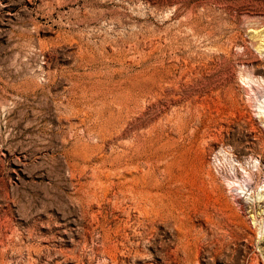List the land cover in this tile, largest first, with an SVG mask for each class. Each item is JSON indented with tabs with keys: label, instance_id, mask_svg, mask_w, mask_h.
<instances>
[{
	"label": "rangeland",
	"instance_id": "374dc122",
	"mask_svg": "<svg viewBox=\"0 0 264 264\" xmlns=\"http://www.w3.org/2000/svg\"><path fill=\"white\" fill-rule=\"evenodd\" d=\"M264 0H0V264H264Z\"/></svg>",
	"mask_w": 264,
	"mask_h": 264
},
{
	"label": "bare ground",
	"instance_id": "6f19581e",
	"mask_svg": "<svg viewBox=\"0 0 264 264\" xmlns=\"http://www.w3.org/2000/svg\"><path fill=\"white\" fill-rule=\"evenodd\" d=\"M264 36V35H263Z\"/></svg>",
	"mask_w": 264,
	"mask_h": 264
}]
</instances>
